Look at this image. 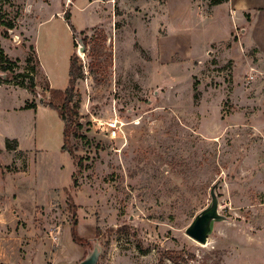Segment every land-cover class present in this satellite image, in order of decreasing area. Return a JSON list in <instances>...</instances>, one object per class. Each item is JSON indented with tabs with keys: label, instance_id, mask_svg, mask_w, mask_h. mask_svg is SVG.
<instances>
[{
	"label": "rangeland",
	"instance_id": "rangeland-1",
	"mask_svg": "<svg viewBox=\"0 0 264 264\" xmlns=\"http://www.w3.org/2000/svg\"><path fill=\"white\" fill-rule=\"evenodd\" d=\"M208 3L0 0L14 73L38 63L34 103L68 87L73 55L81 71L64 151L57 111H35L34 142L28 91L0 89V132L23 151L0 139V264H77L95 247L97 264H264V66ZM213 187L225 221L201 247L185 230Z\"/></svg>",
	"mask_w": 264,
	"mask_h": 264
},
{
	"label": "crops",
	"instance_id": "crops-1",
	"mask_svg": "<svg viewBox=\"0 0 264 264\" xmlns=\"http://www.w3.org/2000/svg\"><path fill=\"white\" fill-rule=\"evenodd\" d=\"M204 9L205 11L209 10V14H207V20L211 19V22L216 24V26L220 27V29L222 25H225L223 21L224 20L227 21L226 38L230 37V34L233 32V30L236 33L237 32L236 28L240 27L239 29L240 37L237 38V44H239V48L242 49L244 48L245 50H255L256 51L255 56L258 59V64L264 66V37L257 38L258 36L257 33L259 32V29L261 27H264V23L259 26L260 23L264 22V0H228V2L217 6L208 7L207 5L206 6L204 5ZM215 43H217V41ZM2 50L4 51V54L7 56V58H9L5 50L3 48ZM7 85H11L12 88L14 89H22L24 91H28L25 88L15 86L13 83L0 84V89L3 87H7ZM35 90H38L37 86L35 87ZM28 92L26 94L29 95V97L25 102L31 103L33 102V99L36 98V96L28 94ZM25 102L19 106V109L26 114H31V112H33L32 119H29V121L26 122L24 129L25 132L27 133V137L31 138L32 141L35 142V135H36L35 111H37V109L41 107L46 109L48 107L38 102H35L36 104L35 110H24L23 107L25 105ZM0 103H2L1 99H0ZM13 111H17V109L13 108ZM0 139L4 143L6 140L8 141L15 140L17 142V150L15 152H23V151H19L18 149L19 143L17 139L13 137L11 131L8 130L6 132H0ZM2 150L3 149L0 147L1 153L3 152ZM4 150L6 149L4 148ZM33 150H36L35 146Z\"/></svg>",
	"mask_w": 264,
	"mask_h": 264
},
{
	"label": "trees",
	"instance_id": "trees-1",
	"mask_svg": "<svg viewBox=\"0 0 264 264\" xmlns=\"http://www.w3.org/2000/svg\"><path fill=\"white\" fill-rule=\"evenodd\" d=\"M228 2V0H209V7L212 6H217L223 3ZM67 17V16H66ZM67 19V18H66ZM0 25L4 28L2 32L3 38H8L9 37V31H12L14 29V25L11 22L3 21V19L0 20ZM75 47L76 44L74 43ZM33 50V48H31ZM34 53V50H33ZM32 63V57L28 56L26 64L29 66L28 71L26 73H18L15 74L14 71L18 68V65L16 62L10 61L7 56L4 54V51L2 50L0 46V74H4L6 77L5 79H2L0 76V84L1 83H13L15 86L25 88L27 89L31 94L37 95L35 87H36V82L34 81L35 79V72H36V64L35 66L33 65L31 67ZM8 72V73H6ZM80 67L77 66L76 64V57L73 55L70 59V66H69V80H68V87L64 91H52L49 90L50 94V99L47 104V106L55 111L58 112V115L61 119V121L66 122L64 124V129H63V144H62V151H64V146L67 142L68 136L70 135V129L72 124L75 123L76 118L78 117L79 109H80V99H76L73 101V87L75 81L78 79L80 76ZM8 74V75H7ZM21 78H27L28 82L25 83L23 80L20 82H16L18 79ZM24 110H35L36 109V104L34 102L31 103H25ZM80 129L81 127H77V129ZM76 129V130H77ZM76 130H74L73 134L71 135L74 138H78L79 135L76 133ZM10 142L12 144H10ZM5 149L7 151H16L17 150V142L15 140L13 141H5ZM68 153L72 156L71 151H68ZM1 168V165H0ZM7 167H4L6 169ZM8 170V169H6ZM71 232V239L72 241L77 244L82 246L84 241L77 235L76 233V221H73L72 227L70 229ZM87 242L85 241L86 245Z\"/></svg>",
	"mask_w": 264,
	"mask_h": 264
},
{
	"label": "water",
	"instance_id": "water-1",
	"mask_svg": "<svg viewBox=\"0 0 264 264\" xmlns=\"http://www.w3.org/2000/svg\"><path fill=\"white\" fill-rule=\"evenodd\" d=\"M11 32V31H9ZM14 42L17 39L13 38ZM79 53L84 52V47H79ZM2 79H5V75H1ZM210 203L197 214L190 225L186 228L185 234L195 242L201 245H205L208 238L214 231L216 223L225 221V217L219 214L218 200L214 193V187L210 190ZM100 257V250L95 247L84 259L77 264H97Z\"/></svg>",
	"mask_w": 264,
	"mask_h": 264
},
{
	"label": "bare ground",
	"instance_id": "bare-ground-1",
	"mask_svg": "<svg viewBox=\"0 0 264 264\" xmlns=\"http://www.w3.org/2000/svg\"><path fill=\"white\" fill-rule=\"evenodd\" d=\"M209 245V241L205 245H201V247H206Z\"/></svg>",
	"mask_w": 264,
	"mask_h": 264
},
{
	"label": "built area",
	"instance_id": "built-area-1",
	"mask_svg": "<svg viewBox=\"0 0 264 264\" xmlns=\"http://www.w3.org/2000/svg\"><path fill=\"white\" fill-rule=\"evenodd\" d=\"M249 79L251 80V79H252V77H251V76H249Z\"/></svg>",
	"mask_w": 264,
	"mask_h": 264
}]
</instances>
